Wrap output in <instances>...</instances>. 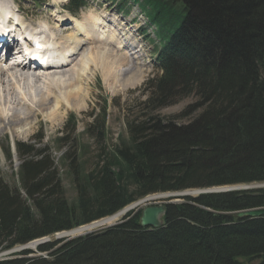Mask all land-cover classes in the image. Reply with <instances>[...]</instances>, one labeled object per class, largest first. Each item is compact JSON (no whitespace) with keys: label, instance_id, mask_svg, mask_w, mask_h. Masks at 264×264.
<instances>
[{"label":"trees","instance_id":"1","mask_svg":"<svg viewBox=\"0 0 264 264\" xmlns=\"http://www.w3.org/2000/svg\"><path fill=\"white\" fill-rule=\"evenodd\" d=\"M142 6L167 39L163 73L147 81L140 102L146 114L129 117L128 137L110 145L105 105L86 129L99 145L89 171L83 155L63 153L75 173L72 201L56 158L36 148L43 136L17 142L21 187L0 173V252L111 216L150 194L264 182V0H143ZM188 96L196 102L176 116L196 113L187 122L153 115ZM66 124V133H75L76 116ZM66 139L57 138L62 149ZM5 151L12 159L10 144ZM182 198L168 205L163 227H142L132 210L118 225L39 246L47 256L27 257L35 252L28 249L0 264H264V217L225 214L262 206L264 189Z\"/></svg>","mask_w":264,"mask_h":264},{"label":"rangeland","instance_id":"2","mask_svg":"<svg viewBox=\"0 0 264 264\" xmlns=\"http://www.w3.org/2000/svg\"><path fill=\"white\" fill-rule=\"evenodd\" d=\"M23 1L24 0H21V1L17 0V3L24 7V9L28 12V17H31L34 22L39 23L41 21L42 23V22H45L46 20H50L49 12L56 13L55 11L56 8L53 9L54 7L51 6L52 4H49V6L40 7V5L38 6L35 5L33 1H28V0L24 2ZM92 1L93 0H91V2ZM102 1L103 0H96L95 5L91 6L90 10L86 11L85 13L93 14V16H96L102 13H111L112 15L113 14L116 15L117 9L113 6L112 7L109 6L106 3H102ZM129 6H130L129 8L130 12L126 14V18H125L127 21H129L134 15L143 17L142 14H145L139 5L134 4L131 1L129 2ZM86 16L87 15H85L84 17ZM88 26L91 27V25H88ZM156 40L157 39L155 35L152 33L150 36L144 39L143 43L145 44L146 55H142L140 57V54H137L136 59H134V57H131L130 55H127L125 53L124 54L126 56L123 55L122 54L123 52L122 53L116 52L113 49H111L110 46L107 45L111 54L115 55L116 53L118 54L117 56L119 55L125 56V57L119 56L121 63H119L120 62L119 60V62L115 63L114 66L118 67V65L120 66L121 64L120 69H123V70H126L128 67L130 68L134 67L136 70L139 71V74L143 76V79L141 78L142 81H138L139 83L137 82L136 84L134 83L132 84L131 82L134 81L135 77H131V75L128 78L130 80L124 81L123 83L122 79H125L126 76L124 77V75H121L120 73H119V75H121L120 77L115 74L112 77H110L108 81L104 80L102 70L98 69L97 71H95V73L91 77L90 84L87 86V89H89L90 94L86 100L87 101L86 107L82 109H72V108H68L65 105H63L61 109L63 112L62 118L56 123H52V121L48 117H46V114L39 112L37 115V118L34 120L35 124L32 127V131L30 132V134L22 138V136L18 137L17 135H19V133H21V131L23 130L17 129L18 131L14 132L13 122L7 121L4 123L0 120V173H1V176L4 182L9 184L12 187H18V188L21 187V182L19 180V168L22 163V158L20 157L16 149V143L21 142V143H26V144H32V143L37 142L36 137L43 136L42 144L37 143L36 148L38 149L46 148L49 150L52 157L56 158V165L58 167L59 176L65 188L66 195L69 198V200L71 201L75 200L77 196L76 183L74 181L75 173L70 170L71 164H72L71 160L68 159L64 161L62 159L63 153L69 149L70 150L73 149L71 158H73L75 154H76L75 156L76 158L78 154H81L83 155V157L81 158V161L83 162L84 170L89 171L92 168V166L94 165V161L97 158V154H98L97 150L99 149V145L96 143L94 139L90 137V135L86 134V129L88 128L89 125L95 122V119L98 118V116L100 115V112L103 110L105 105H107L106 106L107 107V127L109 129L108 144L110 145L116 144L121 139V137H124V138L128 137V131H127V125H126L127 119L134 115H139L141 117H144V115L146 114L145 113L146 111L143 108H140L141 107L140 102H142L147 96V89H148L147 86L148 85L146 83L147 81H149V79H152L158 74L155 65L152 63V60L155 59L154 54L155 52H157L156 45L158 44V42ZM103 45L104 44L101 45V43H99V45H96L94 47L101 49ZM75 63L76 64H74L71 68H68V69L66 68L64 70L66 71L68 70L71 73L72 72L74 73L75 71L73 69L78 65L79 61L77 60L75 61ZM6 68L7 67H5V69ZM10 70L11 69H9V73L11 72ZM22 71L24 73H27L30 76V78L25 80L24 79L25 75L21 73ZM57 71H60V70H57ZM44 72L38 71L37 73L32 74L24 70V68H20V69L16 68V69H12V73H16L14 76L18 77V78H14L15 80L13 79L12 81H10L11 78H9L8 76L9 74L6 75L8 78L6 76L0 78L1 79L0 80V100H1L0 108L2 107L4 109H7V114L9 118H13L12 117L13 113L17 111V109L21 110L20 112H22L25 110L26 107H28L26 106L25 108H22L25 105L24 106L19 105L15 101V98L21 94H23L27 98V104L31 106V107L29 106V110L31 108H32L31 110H35L36 102L38 101L41 94H45L50 88L46 84L44 79L47 76L46 73H53V71L45 72V73ZM2 74L5 75L4 73ZM21 75L24 76L22 79L23 81H21ZM38 75L40 76V78H43V80L41 81L37 80L38 81L37 82L35 80V77ZM13 86L15 88H13ZM83 86H85V84ZM18 87L19 89L21 88L20 90L21 91L23 90L24 93H20L21 91L18 90ZM11 88L16 89L15 90L16 92L12 91ZM53 90H56V89H53ZM55 92H56V95L57 94L59 95V92L57 90ZM1 98H4V100L6 99V104L2 103ZM55 101L56 100L52 99L51 101L52 105L55 104ZM195 102H196V98L194 96H188L184 98L180 97V99L179 98L176 99L168 106L162 107L159 110L158 109L155 110L153 112V115L164 117L166 121L167 120L171 121L176 118L178 122H187L188 120L193 118V116H195L196 113H193L189 117L185 116L180 119L177 118L176 116L181 115V113H183L189 107V105ZM48 111L50 112V110ZM73 116L74 117L76 116L77 118V127L75 129V133L69 134V133H66L65 127L67 125L66 123L69 122L70 118H72ZM69 128H71V126ZM58 137L67 138L65 140V143H66L65 149H62V147L59 145L57 141ZM65 143H63L64 146H65ZM8 144L11 145V150L13 154L12 159H9L6 155L5 150L8 147ZM244 185L246 184H243V186ZM234 186H242V185H234ZM186 191L192 193L191 196L193 197L198 196L199 193L200 194L205 193L202 191V189L201 190L191 189V190H186ZM166 193H169V192H165L163 194H166ZM209 193H216V192H209ZM162 195L153 197V200L160 201L162 199H166V195H163V196ZM172 204H176V203H172ZM121 218H123L122 215L120 218L118 217V220L114 222L110 221L108 222V224L106 222L96 224L99 221H104L107 219V218H104L99 221H95L94 223H91L90 225L88 224L79 229L70 231L68 232V234H65V235L73 236V235H78L80 233L83 234V233H87L90 231H95L97 229L106 227L110 224L116 223L117 221L122 220ZM55 236L51 237L52 241L55 240ZM37 241L39 242L40 240H37ZM32 242H36V240ZM32 242L28 243L27 247H29L32 250L37 251L38 250L37 243L35 245H31ZM39 253L40 252H35L34 254H37V256H39L38 255Z\"/></svg>","mask_w":264,"mask_h":264},{"label":"bare ground","instance_id":"3","mask_svg":"<svg viewBox=\"0 0 264 264\" xmlns=\"http://www.w3.org/2000/svg\"><path fill=\"white\" fill-rule=\"evenodd\" d=\"M61 1L63 0H53L54 5L59 4ZM3 8L4 9L0 8V12L4 13V14L0 13V24H4L5 17L6 19H9V17H13L16 19V17H18L16 12L9 14L11 12L9 5L5 4L3 5ZM57 13L59 12L56 11V13H54V16ZM2 15H4L5 17ZM64 19H65V16H57V19H55V22L57 25H60V22H63ZM24 22L26 25L31 26V23H29L27 19L25 20V18H24ZM49 22H50L49 20L46 22H43L44 25L42 26L48 25ZM75 22L79 28V31H80L79 34L76 33V31H72V32L69 31V33L59 34V35L57 32H54V34L59 37V42H60V43L58 42L59 45H63L62 47L69 45V47L71 48V50H69V53H67L65 56L60 54L61 55L60 57H64V59L68 60L67 58L73 55L74 53H76V57L74 60H70V63L67 66H65V64L63 63V67L58 69L60 71H56L53 73H46L47 76L44 80L50 88L45 94H41L38 101L36 102L35 110H31L32 108L29 110L30 105L27 104V98L23 94L18 95L15 98V101L19 105H22V106L25 105L22 108H25L26 106L28 107H26L25 110L22 112H20L21 110L17 109V111L13 113V116H12L13 118L8 117L7 109H4L2 107L0 108V120L2 122L4 123L7 121L13 122L14 132H17L18 131L17 129L23 130L21 131V133L18 132L19 133V135H17L18 137L22 136L23 138L26 135L30 134V132L32 131V127L35 124L34 120L37 118V115L39 112L46 114V117H48L52 121V123H56L62 118L63 112L61 109L63 105H65L68 108H72V109H82L86 107V104H87L86 100L90 94L89 89H87V86L90 84L91 77L93 76L95 71H97L98 69L102 70L104 80H107V81L110 79V77H112L115 74L118 75L119 77L121 75H124V77L126 76L125 79L121 78L123 80L122 81L123 83L124 81L130 80L128 79L130 75L131 77H135L134 81L131 82L132 84L133 83L136 84L138 81H142L141 78L143 79V76H141L139 74V71L136 70L134 67L132 68L128 67L126 70H123V69H120L121 64L120 66L118 65V67L114 66L115 63L119 62L120 60L119 56H123V55L117 56L118 54L116 53L115 55L111 54L110 50L107 47V45L109 46V41H110V39H108L107 37L112 36L110 31L116 32V30L113 27L108 26L109 23L104 22V20L98 16H95V18L90 19L88 24L85 23L83 20H75ZM88 25H91V27H89ZM53 28L57 29L56 26ZM99 43H101V45L102 44L104 45L101 47V49L95 48L94 46L99 45ZM114 49L116 50L118 48L114 47ZM118 50H121V48ZM77 60H79V63L73 69L75 71L74 73L73 72L71 73L68 70L67 71L64 70L66 68L67 69L71 68L74 64H76L75 61ZM119 63H121V60ZM12 69L13 68H11L10 73H9V70L8 72L7 70L1 71L0 78L6 76L7 74H9L8 76L9 78H11L10 81H12L14 78H18L17 76H14L16 73H12ZM2 73H4L5 75H3ZM21 73L25 75V77L21 75V81H23L22 80L23 77L25 80L30 78V76L27 73H24L23 71ZM119 73L121 75H119ZM35 80L41 81L43 80V78H40V76L38 75L35 77ZM84 84L85 86H83ZM13 88L15 87L13 86ZM13 88H11V90L16 92L15 91L16 89H13ZM20 89L18 87V90ZM53 89H56L59 92V95L57 94L58 96L56 95V92H55L56 90H53ZM20 93H24L23 90ZM1 99H2V103L6 104V99L5 100L4 98H1ZM52 99L56 100L54 105H52V102H51ZM48 110H50V112ZM163 195H166V194H163ZM118 217L120 218L121 214H116V216L113 215L112 217H108L106 220L99 221L96 224H100L102 222L104 223L106 222L108 224V222L110 221L114 222L118 220ZM68 232L69 231L62 232L60 233V236H65V234H68ZM36 243L38 245L39 242L38 241L32 242L31 245H35Z\"/></svg>","mask_w":264,"mask_h":264},{"label":"water","instance_id":"4","mask_svg":"<svg viewBox=\"0 0 264 264\" xmlns=\"http://www.w3.org/2000/svg\"><path fill=\"white\" fill-rule=\"evenodd\" d=\"M243 189L244 190L264 189V182L254 183V184H249V185H244V186L242 185V186L215 187V188H211V189L210 188L205 189L202 191L207 192V193H209V192L222 193V192H230V191L243 190ZM162 194L163 193L151 194V195H148V196H146V197H144V198H142L136 202H133L132 204L126 206L122 210L113 214V215L121 214L123 217V218H121L122 220H119L116 223L110 224L106 227L97 229L95 231L102 230L104 228L112 227V226H115V225L122 223L125 220L124 217L126 216V214L131 210L134 211L133 215H136L140 212V225L142 227H151V228L163 227L166 224V214H167L168 205L172 204V203H182L185 201L182 197L191 196L192 193L187 192V191L169 192V193H166V199H162L160 201H153V197L159 196ZM225 214L228 217L239 218V219L264 217V204L260 207L243 209V210H238V211H233V212H225ZM113 215H111V216H113ZM111 216H108V217H111ZM108 217H105V218H108ZM102 219H104V218H102ZM96 221H99V220H96ZM94 222L95 221H93L91 223H94ZM83 226H85V225H83ZM83 226H80V227L75 228V229H79ZM75 229L68 230V231L70 232V231H73ZM95 231H90V232L83 233V234L80 233L78 235H73V236H67V235L60 236L61 232H58L55 234L56 235L55 240H62L65 238V240L63 241L65 243L69 240L75 239L77 237H82L84 235H88V234L93 233ZM63 232H65V231H63ZM37 240H40L38 246H41L43 244H47V243L51 242L52 238H51V236H46V237L36 239V241ZM62 243L59 244V246H61ZM27 249H30L29 247H27V245H19L15 248L2 251V252H0V261L6 260V259H11V258H16V257H24V256H20V255L15 256L14 254L16 252H20V251L27 250ZM38 255L39 256H41V255L47 256L48 252H46V253L40 252ZM36 256H37V254L32 253V254L28 255L27 257H36Z\"/></svg>","mask_w":264,"mask_h":264}]
</instances>
